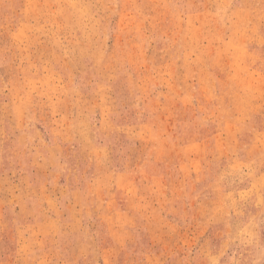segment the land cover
<instances>
[{"label": "rangeland", "instance_id": "374dc122", "mask_svg": "<svg viewBox=\"0 0 264 264\" xmlns=\"http://www.w3.org/2000/svg\"><path fill=\"white\" fill-rule=\"evenodd\" d=\"M0 264H264V0H0Z\"/></svg>", "mask_w": 264, "mask_h": 264}]
</instances>
